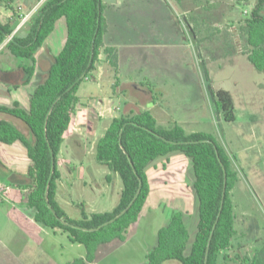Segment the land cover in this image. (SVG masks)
Returning <instances> with one entry per match:
<instances>
[{
    "label": "rangeland",
    "instance_id": "1",
    "mask_svg": "<svg viewBox=\"0 0 264 264\" xmlns=\"http://www.w3.org/2000/svg\"><path fill=\"white\" fill-rule=\"evenodd\" d=\"M3 2L8 4L9 0ZM254 4L237 0H118L115 5L107 4L105 11L114 22L110 38L117 41L126 56L120 77L122 90L115 98V105L121 107L118 115L144 107L164 127L177 122L188 133H210L217 139L232 157L239 176L232 191L237 215L234 242L245 244L252 256V245L264 247V72L248 60L246 34V20ZM87 84L96 96L95 104L107 93L112 94L107 82L102 88L93 81ZM138 87L147 96L140 97ZM220 89L230 92L233 98L238 116L235 122L224 121L217 111L212 91ZM157 101L159 106H155ZM88 163L93 175L88 174L86 167L85 178L80 179L83 177L88 185L83 188L82 182H78L72 191L74 203L66 207L74 219H81L82 212L111 211L119 199L114 195V200H110V192L98 190L99 185H106L107 167L94 156ZM154 165L167 169L159 172L161 182H155L157 175L152 173L155 176L151 178L150 202L159 203L162 224L174 212H183L193 242L199 217L192 188V161L176 153L171 161L160 159ZM118 184L122 186L119 177ZM11 219L7 207L0 210V264H68L85 256L82 245L71 243L66 234L55 235L52 231L50 237L43 235L40 240L24 229L28 242L20 245V225ZM148 227L146 219L139 220L130 227L124 247L112 249L103 245L100 257H113V264H144L149 249L146 239L153 238L154 230ZM119 248L120 253H110Z\"/></svg>",
    "mask_w": 264,
    "mask_h": 264
},
{
    "label": "trees",
    "instance_id": "2",
    "mask_svg": "<svg viewBox=\"0 0 264 264\" xmlns=\"http://www.w3.org/2000/svg\"><path fill=\"white\" fill-rule=\"evenodd\" d=\"M237 1L255 2L246 20L250 48L247 57L255 69L264 72V0ZM106 9L103 0H46L34 18L30 33L24 38L14 36L7 44L14 56L35 64L36 53L55 30L57 21L66 20L64 48L54 58L46 80L32 93L29 110L19 104L0 106V114L22 122L29 134H24L9 121L0 120V143L20 142L27 149L30 165L19 187L26 191L25 204L34 210L36 223L55 235L66 234L71 243L85 248V257L68 264H94L100 246L125 243L130 227L139 221L151 194L148 170L160 159L170 161L172 155L181 153L192 161L194 170L193 190L199 217L197 232L191 242L185 214L174 212L169 223L159 230L156 246L147 254L145 264L169 261L264 264V247L255 250L251 258H232L227 253L237 235L232 191L239 181L227 150L210 133H188L177 122L169 127L160 125L150 110L114 118L96 144V160L110 171L107 181L112 183L116 175L122 181L118 205L110 212H83L80 220H74L58 203L57 159L64 135L80 104L81 84L86 78H94L101 55L113 71L115 89L120 82L118 50L104 43L108 31ZM12 32L10 26L0 22V45ZM25 70V83L28 84L34 68ZM212 95L224 121H237L230 92L213 90Z\"/></svg>",
    "mask_w": 264,
    "mask_h": 264
},
{
    "label": "crops",
    "instance_id": "3",
    "mask_svg": "<svg viewBox=\"0 0 264 264\" xmlns=\"http://www.w3.org/2000/svg\"><path fill=\"white\" fill-rule=\"evenodd\" d=\"M43 5V0H26V2H24V0H9L8 4H4L3 0H0V22L4 25L10 26L13 30L11 36H7L4 43L0 45V106L13 107L14 104H19L22 108L29 110L32 93L41 83L46 80L48 72L54 62V58L57 57L64 48L67 40V24L64 18L57 21L55 30L36 53L35 64H32L25 58L14 56L7 48V44L14 36L24 38L30 33L34 18L43 8ZM23 15H25V17ZM105 18L108 24V31L105 35L104 43L105 46L115 47L118 50V77L120 82L115 89L113 71L109 68L108 62L105 61V56L101 55L100 61L102 64L100 63L97 72L94 73V78L88 80V82H96L98 88H102L104 85L103 83L107 82V88L109 91L112 88V94L111 92H109V94L107 93L103 100H99L95 104L94 98H96V96L93 95L92 89L88 87V82L82 83L79 88L78 96L80 98V104L73 115L68 131L64 135L63 144L57 159V169L60 174L59 180L57 181V201L67 215L68 213L66 211V207L74 203L72 191L76 184L78 182H82L84 185L83 188L87 187L88 185V182L85 181L83 177L80 179L81 176H84L85 178L87 171L86 167L89 168L88 174H90V176L93 175L92 169L88 162L90 159H92V156L96 158V144L98 140L104 136L108 127L110 126L111 121L114 118L120 117L118 112L121 110V107L119 104L115 105V98L119 96L118 92L122 90L121 87L123 82L121 81L120 77L124 62H126V56L124 57L122 47L115 43L117 41H114L112 37L110 38V35H112L111 25L114 22L110 21L106 17V13ZM109 38L111 43L108 42ZM32 67L34 68V73L31 81L27 84L25 83V80L27 79V73L25 69ZM133 84L137 85V83ZM138 93L140 94V97L141 95L147 96V92L139 87ZM159 105L160 104L157 101L155 106ZM142 110L148 109L140 107L137 112ZM131 113L136 112L131 110L127 115H130ZM0 120L11 122L24 134L29 135L27 128L19 120L5 114H0ZM29 165L30 160L28 158L27 149L22 143L15 142L11 145L0 143V182L4 183L8 188V190L0 197V210L4 209V207H7L8 215L13 218L11 220H15L17 223H19L20 227H18L17 230L21 235L20 245L22 246L28 242L29 237L28 234L25 233L24 229L30 230L32 232L31 235L33 237L39 238L40 240L42 239L43 235L46 237L51 236L49 233L51 230L46 229L36 223L34 218V210L27 208L25 204L26 191L19 187V184L25 181V176L27 174ZM159 165H153L148 170V177L150 180L149 182L151 183V192L153 190L151 178L155 176L154 174L152 175V173H156L157 175L155 182H161L162 179L158 181V176H161L159 172L166 171L167 169L166 167L162 170L159 168ZM108 175H110L109 170L105 177L106 185L103 188L99 185L98 190H100V193L110 192L108 194V198L110 200H114V195L119 198L118 202L112 207V211L120 201L123 186L118 184V175L113 177L112 183L107 181ZM89 187L91 189V186ZM150 197L151 194L149 198ZM154 203L150 202V199H148L139 218V220H147V224L149 225L147 229H150V227L154 229L153 238L150 239L147 237L146 239V244L149 246V249L146 250L144 255L145 259L147 254L156 246L159 230L163 226L167 225L170 221L169 218L164 224H162L164 217L161 216L159 212L158 208H160V205L159 203L154 205ZM103 212L92 211L91 213ZM116 243L119 242H114L109 245L112 247V249H115L119 245H122V248L127 244V242L120 244ZM246 247L247 246L245 244H241V242L235 243L233 240V245L227 251V253L231 255L232 258H236L237 256H246L251 258L253 253L249 254L246 251ZM121 248L115 252L110 250V253L112 255L117 254L118 252L120 253L119 250ZM250 248L257 250L263 248V246L260 247L259 245H252ZM112 258L113 257H110L104 260L103 256L102 258L100 257L98 250L97 261L94 264H98L100 260L101 264H113ZM107 260H109V262H107ZM132 262L126 261L124 263L120 262L119 264H132ZM230 264L240 263L232 262Z\"/></svg>",
    "mask_w": 264,
    "mask_h": 264
},
{
    "label": "built area",
    "instance_id": "4",
    "mask_svg": "<svg viewBox=\"0 0 264 264\" xmlns=\"http://www.w3.org/2000/svg\"><path fill=\"white\" fill-rule=\"evenodd\" d=\"M86 80H89L88 78H86ZM8 190V188L6 187V185L2 182H0V197Z\"/></svg>",
    "mask_w": 264,
    "mask_h": 264
},
{
    "label": "water",
    "instance_id": "5",
    "mask_svg": "<svg viewBox=\"0 0 264 264\" xmlns=\"http://www.w3.org/2000/svg\"><path fill=\"white\" fill-rule=\"evenodd\" d=\"M104 3L115 5L118 3V0H103ZM146 110H142V112H145Z\"/></svg>",
    "mask_w": 264,
    "mask_h": 264
}]
</instances>
